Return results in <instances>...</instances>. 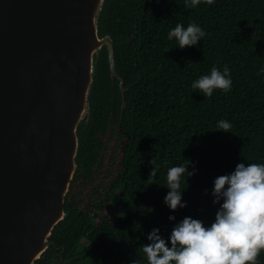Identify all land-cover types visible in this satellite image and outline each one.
Listing matches in <instances>:
<instances>
[{"label": "trees", "instance_id": "trees-1", "mask_svg": "<svg viewBox=\"0 0 264 264\" xmlns=\"http://www.w3.org/2000/svg\"><path fill=\"white\" fill-rule=\"evenodd\" d=\"M193 22L207 33L197 45L181 49L168 39L177 24ZM99 28L114 41L125 99L104 47L90 120L78 130L67 214L35 264H145L141 246L154 228L167 239L186 216L210 227L219 208L215 178L239 163L264 164V0H201L195 8L185 0H106ZM224 65L230 91L214 89L207 98L192 88ZM222 119L230 132L215 131ZM152 159L159 170L149 185ZM185 159L197 172L182 180L187 207L172 211L164 202L166 175Z\"/></svg>", "mask_w": 264, "mask_h": 264}, {"label": "water", "instance_id": "water-1", "mask_svg": "<svg viewBox=\"0 0 264 264\" xmlns=\"http://www.w3.org/2000/svg\"><path fill=\"white\" fill-rule=\"evenodd\" d=\"M106 0H0V264H35L65 218ZM124 106V103H123Z\"/></svg>", "mask_w": 264, "mask_h": 264}, {"label": "clouds", "instance_id": "clouds-1", "mask_svg": "<svg viewBox=\"0 0 264 264\" xmlns=\"http://www.w3.org/2000/svg\"><path fill=\"white\" fill-rule=\"evenodd\" d=\"M209 5L214 0H205ZM201 0H185L186 8H195ZM207 33L195 22L185 28L177 24L168 33V39H176L179 48L195 46ZM264 72V69H261ZM232 80L228 65L223 72L213 66L210 75L201 76L192 88L210 98L214 89L225 93L231 90ZM232 125L227 120L217 122L215 131L230 132ZM149 174V185L157 176L159 165L155 159ZM192 161L185 159L179 166L170 167L166 175V186L170 191L164 198L170 210L187 207L183 202L182 180L196 174L189 171ZM207 194V190H205ZM211 195L213 203L219 205L215 222L206 227L201 220L186 216L176 223L166 239L160 229L154 228L147 236L149 243L141 246L145 264H257L264 251V164L239 163L227 175L215 178ZM175 216L169 220L175 221ZM169 240L171 246L169 247ZM133 264H140L134 259Z\"/></svg>", "mask_w": 264, "mask_h": 264}, {"label": "rangeland", "instance_id": "rangeland-1", "mask_svg": "<svg viewBox=\"0 0 264 264\" xmlns=\"http://www.w3.org/2000/svg\"><path fill=\"white\" fill-rule=\"evenodd\" d=\"M119 214H120V215L122 214L121 211H119ZM85 243H88V242H85ZM52 264H57V260H54V261L52 262Z\"/></svg>", "mask_w": 264, "mask_h": 264}]
</instances>
